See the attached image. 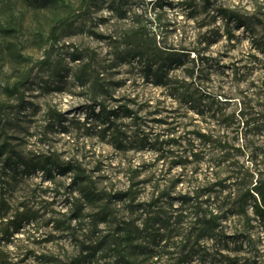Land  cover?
Returning <instances> with one entry per match:
<instances>
[{
	"label": "rangeland",
	"instance_id": "374dc122",
	"mask_svg": "<svg viewBox=\"0 0 264 264\" xmlns=\"http://www.w3.org/2000/svg\"><path fill=\"white\" fill-rule=\"evenodd\" d=\"M208 1L204 12L199 0H0V136H6L14 151L24 156L54 154L63 161L80 163L98 189H124L134 177L139 184L138 199L144 201L151 197L152 185H166L180 173L172 162L191 131L215 130L229 145L222 151L226 157L220 179L239 169L251 174L252 184L263 179L264 0ZM220 7L236 14L248 28L231 22L233 38L228 40L215 12ZM131 35L148 46L155 42L164 53L180 55L179 66L166 68L167 79L187 77V71L193 70L192 80L211 96L219 116L203 119L176 102L167 87L151 77L143 78L140 64L126 54ZM74 49H88L90 54L73 61ZM81 69H87V83L82 85L75 80L76 75L83 77ZM90 80H96L94 93L88 88ZM14 83L18 92L10 95L6 89ZM98 102L107 110H118L119 117H110V121L120 132L145 138L146 145L132 144L126 151L115 148L110 132L104 130L107 124L96 118ZM124 106L130 116L120 113ZM222 115L228 120H222ZM177 137L182 148L160 143ZM156 141L157 145L150 146ZM187 169L197 171L195 186L214 183L218 177L207 163ZM5 173L0 188L11 208L8 219L24 212L33 215L10 242H2L7 264H37L34 257L39 255L74 261L86 252L91 254L88 248L100 244L111 231L88 218L80 223L73 219L71 234L55 228L56 221L69 215L68 177L48 181L40 172L24 175L20 168ZM185 191L178 186L172 195ZM251 195L249 222L241 219L230 224L228 248L212 242L187 243L188 225L173 232L175 238L166 243L152 246L145 239L133 245L141 243L154 250L156 257L142 258L146 264H173L191 248L202 253L203 245L208 246L213 264H227L214 252L219 248L234 264H264V214H255L254 202L258 201ZM75 197L73 191V205ZM119 206L117 216L123 218ZM184 222H190V217ZM93 255L86 264H112L104 243ZM185 264L203 263L197 253Z\"/></svg>",
	"mask_w": 264,
	"mask_h": 264
},
{
	"label": "trees",
	"instance_id": "16d2710c",
	"mask_svg": "<svg viewBox=\"0 0 264 264\" xmlns=\"http://www.w3.org/2000/svg\"><path fill=\"white\" fill-rule=\"evenodd\" d=\"M199 1L200 8L205 12L209 1ZM215 12L216 16L223 21L224 33L228 40L233 38L230 29L231 22L248 28L245 21H242L226 8L220 7ZM130 39V42L127 43L129 49L126 54L131 59H136V62L140 64L142 67L140 72L143 78L151 77L155 82L167 87L170 96L176 102L186 106L189 110H193L203 119L211 121L219 116L218 112L213 110L214 101L211 96L195 85V81L192 80L193 70L187 71V77L173 76L167 79L166 68L179 66L182 63L180 55L172 52L164 53L156 47L155 42L153 46H148L140 41L141 39L136 35H131ZM84 54L89 56V50L74 49L71 57L73 61H78ZM153 66H155L154 69ZM80 72L84 74L83 77L76 75L75 80L82 85L87 83V78L84 77L87 74V69H81ZM163 79L166 80L163 81ZM88 88L91 92H96V80H90ZM6 91L10 95L17 93L18 84L14 83ZM97 104L99 111L96 118L102 125L107 124L104 130L110 132V142L115 148L126 151L132 144H137L140 147L146 145L145 138H140L135 134L133 137L125 135L119 131L117 125L110 121V117L113 119L119 117L118 110H107L102 102ZM119 110L125 117L132 114L125 106L120 107ZM221 118L225 121L228 120L225 115H222ZM243 124L248 126V119H244ZM186 135V140L185 137H180V139L185 140L184 148L180 145L179 137L169 139L167 142H160L182 148L181 154L177 155L172 162L181 171L169 179L166 185L160 186L158 183L152 185V195L146 201L138 199L139 184L134 182V177L128 179V185L124 189L110 191L98 189L96 182L80 163L63 161L54 154L31 153L24 156L14 151L6 136L4 138L0 136V163L3 162L0 167V177L6 175L5 170L16 173L20 168L24 175L40 172L48 181H54L55 176L69 178L68 187H66L70 190L69 199L71 201L67 211L69 215L66 219L56 221L55 228L57 230L71 234L73 219L80 223L85 218H88L95 226L100 222L111 229L103 237L100 244L88 248L92 253L86 252L83 258L74 261L73 258L52 260L46 255H39L34 257L35 262L37 264L49 262L54 264H86L88 257L94 256L96 250L104 243L112 254V264H146L142 258H153L157 255L154 250L141 245L145 239L150 240L147 244L152 246H156L161 241L166 243L169 239L175 238L171 237L173 232L178 231L180 227L185 230L187 225L189 226L188 232L184 237V241L187 240V243H190L191 240L195 243L202 241L205 245L207 242H212V245L216 243L221 245V248H228L229 235L227 231L230 224H235L241 219H245L247 224L249 222L247 207L252 198L251 194H254L258 201V203L254 202L255 214L257 216L264 214V178L252 184L251 174L247 170L239 169L234 175H226L220 179L219 174L223 170L221 167L222 160L226 157L222 151L228 149L229 145L222 140L215 130L191 131ZM122 142L126 145H123ZM157 144L158 141L150 146L154 147ZM203 163H207L211 172L217 174L219 178L217 177L214 183L195 186L193 180L197 182V171H188L187 168L191 165L199 168ZM224 172L229 174L231 170ZM178 186L185 187V193L179 192L176 196L172 195ZM73 191L77 194V197L74 198V205ZM4 196V191L0 188V264H7V255L3 250L2 242L6 244L10 242L13 233L18 230L22 223H29L33 219V215L26 212L15 214L12 219H8L11 208ZM175 202L178 203L177 207H174ZM119 204L125 214L123 218L117 216L120 210L116 208ZM85 210H90L91 213L87 214ZM184 213L187 218L190 217V222H184L186 219ZM132 215L135 216V219L130 218ZM161 230H165L166 233L161 232ZM135 242L141 243L133 245ZM205 245L200 251L202 253L191 248L186 253L180 254L173 264L188 263L197 253L200 262L213 264L211 253L207 251L208 246ZM219 249L214 252L220 258L225 259L227 264H234L231 259L220 253Z\"/></svg>",
	"mask_w": 264,
	"mask_h": 264
}]
</instances>
